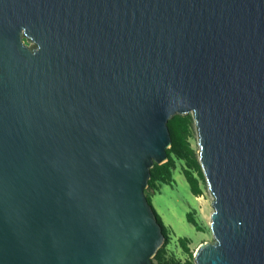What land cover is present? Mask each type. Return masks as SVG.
<instances>
[{
  "label": "water",
  "instance_id": "95a60500",
  "mask_svg": "<svg viewBox=\"0 0 264 264\" xmlns=\"http://www.w3.org/2000/svg\"><path fill=\"white\" fill-rule=\"evenodd\" d=\"M188 113L195 264H264V0H0V264H155L145 189Z\"/></svg>",
  "mask_w": 264,
  "mask_h": 264
},
{
  "label": "rangeland",
  "instance_id": "374dc122",
  "mask_svg": "<svg viewBox=\"0 0 264 264\" xmlns=\"http://www.w3.org/2000/svg\"><path fill=\"white\" fill-rule=\"evenodd\" d=\"M186 115V114H182ZM191 117V113H188ZM192 119V118H191ZM186 142L189 145L188 158L179 157L172 154L175 168L172 170L170 184L157 183V188H146L145 195L150 197L153 207L161 216L167 227V238L161 248L164 249L166 258L174 259L181 263L187 260H194L199 246L207 241L213 240V233L204 219L203 210L207 204L208 210L213 209V196L208 189L204 175L191 167V161H198L199 141L195 121L189 126ZM185 153V150H183ZM199 162V161H198ZM189 171L197 180L198 187L201 190L200 195H194L191 191L185 172ZM203 174V172H202ZM190 213L195 221L196 227L187 219ZM211 217V216H210ZM187 237L189 251L181 246L179 238ZM195 262V260H194Z\"/></svg>",
  "mask_w": 264,
  "mask_h": 264
},
{
  "label": "trees",
  "instance_id": "16d2710c",
  "mask_svg": "<svg viewBox=\"0 0 264 264\" xmlns=\"http://www.w3.org/2000/svg\"><path fill=\"white\" fill-rule=\"evenodd\" d=\"M192 115L191 117L189 115H182V114H176L172 116L168 121V127L171 134L172 144L171 147L167 149L168 154V161H166L163 164H157L155 163L153 167L151 168V177L149 179V185L148 188H157V183H164V184H170L173 180L172 178V170L175 168V162L173 159L172 154H175L179 157L188 158L189 153V145L186 142V136L189 129L190 124L192 123ZM183 150H185V153H183ZM188 152V153H187ZM192 165L191 167L195 168L197 171L201 172V166L199 162L197 161H191ZM185 177L190 184L191 191L194 195H200L201 190L198 187L197 180L193 177L192 173L189 171L185 172ZM149 202L152 204L150 197H148ZM156 217L158 222L162 226V231L165 235V238H167V227L164 224L161 216L156 212L154 208ZM187 219L190 223H192L196 229L198 230L199 227L195 224V221L190 213L187 214ZM188 238L187 237H181L179 238V241L181 243V246L185 249V251H189L188 247ZM154 263L155 264H195L194 260H187L183 263L174 260V259H168L165 256L164 249L160 248L155 257H154Z\"/></svg>",
  "mask_w": 264,
  "mask_h": 264
},
{
  "label": "bare ground",
  "instance_id": "6f19581e",
  "mask_svg": "<svg viewBox=\"0 0 264 264\" xmlns=\"http://www.w3.org/2000/svg\"><path fill=\"white\" fill-rule=\"evenodd\" d=\"M212 201V200H211ZM212 212H213V209L211 210V211H209L208 210V207H207V204H206V206H205V208H204V210H203V213H204V219L205 220H208V224H209V226H210V222H211V214H212ZM213 233V232H212Z\"/></svg>",
  "mask_w": 264,
  "mask_h": 264
}]
</instances>
